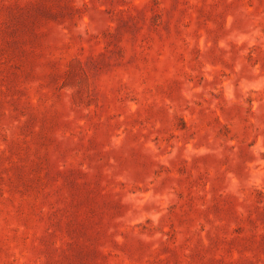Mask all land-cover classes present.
I'll use <instances>...</instances> for the list:
<instances>
[{
  "label": "rangeland",
  "instance_id": "obj_1",
  "mask_svg": "<svg viewBox=\"0 0 264 264\" xmlns=\"http://www.w3.org/2000/svg\"><path fill=\"white\" fill-rule=\"evenodd\" d=\"M0 264H264V0H0Z\"/></svg>",
  "mask_w": 264,
  "mask_h": 264
}]
</instances>
